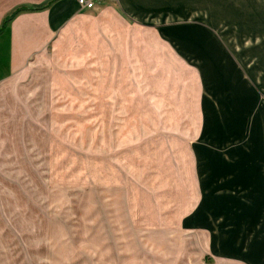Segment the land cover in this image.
<instances>
[{"label":"rangeland","instance_id":"374dc122","mask_svg":"<svg viewBox=\"0 0 264 264\" xmlns=\"http://www.w3.org/2000/svg\"><path fill=\"white\" fill-rule=\"evenodd\" d=\"M95 37L0 88V264H148L185 242L194 72L154 54L134 63L136 77L101 79L122 67L98 61Z\"/></svg>","mask_w":264,"mask_h":264},{"label":"crops","instance_id":"0c3cea01","mask_svg":"<svg viewBox=\"0 0 264 264\" xmlns=\"http://www.w3.org/2000/svg\"><path fill=\"white\" fill-rule=\"evenodd\" d=\"M51 1L0 0V28L16 9ZM91 1L94 7L83 9L78 0H55L15 17L0 34V88L30 63L50 62L61 50L73 53L77 41L95 34L104 52L98 61L122 67L99 70L101 79L136 77L134 63L154 54L191 68L198 85L194 198L176 231L185 242L162 246L144 260L264 264V0ZM2 110L0 103V121H8Z\"/></svg>","mask_w":264,"mask_h":264},{"label":"trees","instance_id":"16d2710c","mask_svg":"<svg viewBox=\"0 0 264 264\" xmlns=\"http://www.w3.org/2000/svg\"><path fill=\"white\" fill-rule=\"evenodd\" d=\"M55 0H52L51 2L47 3V4H43V5H39V6H35L32 9H26V8H18L16 9L13 13H11V15H9L8 17L5 18L2 27L0 28V34H2L8 24L15 18L17 17L20 13L25 12V11H41L44 10L45 8H47L52 2H54Z\"/></svg>","mask_w":264,"mask_h":264},{"label":"built area","instance_id":"2783aa9c","mask_svg":"<svg viewBox=\"0 0 264 264\" xmlns=\"http://www.w3.org/2000/svg\"><path fill=\"white\" fill-rule=\"evenodd\" d=\"M78 3L83 9H92L94 7V2L91 0H78Z\"/></svg>","mask_w":264,"mask_h":264}]
</instances>
